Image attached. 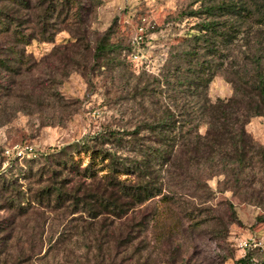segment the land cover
Wrapping results in <instances>:
<instances>
[{
	"label": "rangeland",
	"instance_id": "obj_1",
	"mask_svg": "<svg viewBox=\"0 0 264 264\" xmlns=\"http://www.w3.org/2000/svg\"><path fill=\"white\" fill-rule=\"evenodd\" d=\"M31 1V9H21L26 15L19 27L28 35L29 44L24 45L23 61L13 65H20L23 73L0 69V84L8 87L0 93V179H15L27 196L49 183L47 159L55 150L74 141H87L112 153V131L130 132L159 115V106L166 99L159 97L156 103L158 97L152 100L146 95L145 80L158 76L163 68L171 69L170 54L183 48L176 38L195 21L180 13L196 9L203 2L94 0L93 7L82 11L83 22L67 14L51 18L50 25L41 27L38 14L47 2L40 6L41 0ZM242 1L254 12L264 10V0ZM82 2L87 5L91 0ZM105 33L113 44L107 52L112 57L108 63L93 57V49ZM74 36L80 43L79 54L73 55L76 61L64 52L51 54L54 47L78 43ZM11 40L0 34V49L6 52L2 57L10 56L6 48ZM19 79L27 84L40 79L42 95L20 97ZM232 92L222 72L208 84L207 95L212 101L226 99ZM199 130L204 132L205 126ZM246 130L256 143L264 145V115L251 118ZM139 135L152 137L145 129ZM15 145L31 146L34 154L19 156ZM76 157L82 166L88 163L87 155ZM96 172L97 177L107 176L106 169ZM222 179L210 176L206 187L190 188L189 195L167 205L153 198L128 210L115 220L124 224L119 229L112 226V237V215L108 213L94 220L85 213H70L73 207L38 208L43 217L34 214L28 224L36 221L41 225L27 232L19 227L1 254L0 264H56L52 253L46 255L47 248L59 231L64 228L68 232L77 224L72 219L77 217L95 223L93 230L86 229L82 235L63 241L65 249L74 250L82 264H264V210L230 190ZM76 180L78 177L73 182ZM203 193L206 197L198 195ZM187 207L195 209L193 214H185ZM7 214L0 207V217ZM101 223L104 227L99 230ZM29 232H34L33 237L27 236Z\"/></svg>",
	"mask_w": 264,
	"mask_h": 264
},
{
	"label": "trees",
	"instance_id": "obj_2",
	"mask_svg": "<svg viewBox=\"0 0 264 264\" xmlns=\"http://www.w3.org/2000/svg\"><path fill=\"white\" fill-rule=\"evenodd\" d=\"M93 1L83 5L82 0H41L40 6L47 4L38 21L44 27L50 25L51 18L71 14L83 22L82 11L93 7ZM202 1L198 8L180 13L195 21L176 38L183 48L170 54L171 69L163 68L158 76L145 80L146 95L152 100L158 97L156 103L159 97L166 99L159 106V115L130 132L112 131V153L87 141H74L55 150L47 159L49 183L30 196L18 188L15 179H0V207L8 213L0 217V257L19 227L25 232L32 230L37 224H28L33 215L43 217L38 208L73 207L70 213H85L94 220L108 213L112 215V237V226L119 229L124 224L115 220L128 210L153 198L167 205L189 195L190 188L206 187V179L215 175L222 176V183L230 190L264 210V145L256 143L246 130L251 118L264 115V10L254 12L242 0ZM32 4L31 0H0V34L12 38L6 48L8 58L2 57L6 52L0 49V69L17 75L23 73L21 66L13 65L23 61L24 45L29 44L28 35L19 29L26 15L21 9H31ZM43 31L48 32L46 28ZM104 35L93 49V57L108 63L112 57L107 52L113 44ZM74 38L78 43L54 47L51 54L64 52L76 61L73 55L79 54L80 43L79 37ZM218 72L223 73L233 92L226 99L212 101L207 95L208 84ZM5 88L0 84V93ZM43 89L40 79L30 84L19 79L18 94L22 98L39 97ZM201 125L204 132L199 130ZM141 129L152 137L140 136ZM81 153L88 156L83 166L76 157ZM98 169H106L107 176L97 177ZM74 177H78L75 183ZM194 210L187 207L182 211L193 214ZM72 219L77 224L68 232L64 228L59 231L47 248L46 255L52 253L56 264H82L74 250L65 249L63 241L82 235L86 229L93 230L95 223L83 217ZM103 227L101 223L99 230Z\"/></svg>",
	"mask_w": 264,
	"mask_h": 264
},
{
	"label": "built area",
	"instance_id": "obj_3",
	"mask_svg": "<svg viewBox=\"0 0 264 264\" xmlns=\"http://www.w3.org/2000/svg\"><path fill=\"white\" fill-rule=\"evenodd\" d=\"M15 147V149H16V154L17 155H22V154H24V153H28V154H34V152H33V148L31 147V146H28V145H25V146H19V145H15L14 146ZM6 152H8V151H6Z\"/></svg>",
	"mask_w": 264,
	"mask_h": 264
}]
</instances>
